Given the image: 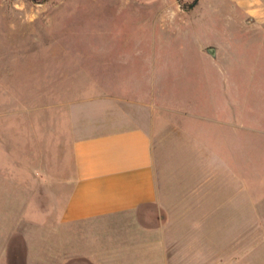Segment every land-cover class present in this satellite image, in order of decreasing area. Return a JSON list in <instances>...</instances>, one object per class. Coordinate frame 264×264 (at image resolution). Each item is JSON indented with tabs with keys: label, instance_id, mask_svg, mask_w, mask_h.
Wrapping results in <instances>:
<instances>
[{
	"label": "rangeland",
	"instance_id": "obj_1",
	"mask_svg": "<svg viewBox=\"0 0 264 264\" xmlns=\"http://www.w3.org/2000/svg\"><path fill=\"white\" fill-rule=\"evenodd\" d=\"M127 126L149 223L193 264H264V0H0V264H93L62 255L74 144Z\"/></svg>",
	"mask_w": 264,
	"mask_h": 264
},
{
	"label": "crops",
	"instance_id": "obj_2",
	"mask_svg": "<svg viewBox=\"0 0 264 264\" xmlns=\"http://www.w3.org/2000/svg\"><path fill=\"white\" fill-rule=\"evenodd\" d=\"M73 152L76 177L60 218L63 258L77 256L93 264H193V239L182 243L177 224L149 223V208H160L165 195L153 138L145 128L127 126L84 137ZM184 245L183 256L178 253ZM212 259L211 248V258L201 254L199 264Z\"/></svg>",
	"mask_w": 264,
	"mask_h": 264
},
{
	"label": "water",
	"instance_id": "obj_3",
	"mask_svg": "<svg viewBox=\"0 0 264 264\" xmlns=\"http://www.w3.org/2000/svg\"><path fill=\"white\" fill-rule=\"evenodd\" d=\"M208 52L212 55L215 56V50L213 48L209 49Z\"/></svg>",
	"mask_w": 264,
	"mask_h": 264
}]
</instances>
